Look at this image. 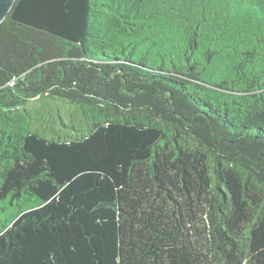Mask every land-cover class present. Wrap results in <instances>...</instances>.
I'll return each instance as SVG.
<instances>
[{"label":"trees","instance_id":"16d2710c","mask_svg":"<svg viewBox=\"0 0 264 264\" xmlns=\"http://www.w3.org/2000/svg\"><path fill=\"white\" fill-rule=\"evenodd\" d=\"M0 264H264V0H16Z\"/></svg>","mask_w":264,"mask_h":264},{"label":"water","instance_id":"95a60500","mask_svg":"<svg viewBox=\"0 0 264 264\" xmlns=\"http://www.w3.org/2000/svg\"><path fill=\"white\" fill-rule=\"evenodd\" d=\"M16 0H0V24L12 10Z\"/></svg>","mask_w":264,"mask_h":264}]
</instances>
